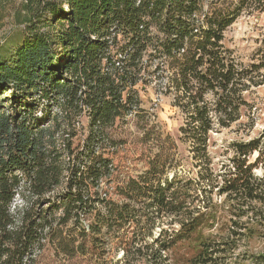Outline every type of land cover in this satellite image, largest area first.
Returning <instances> with one entry per match:
<instances>
[{
  "label": "trees",
  "instance_id": "1",
  "mask_svg": "<svg viewBox=\"0 0 264 264\" xmlns=\"http://www.w3.org/2000/svg\"><path fill=\"white\" fill-rule=\"evenodd\" d=\"M15 8L22 37L0 58V264H39L51 243L102 264L111 252L113 264H264L262 138L231 142L221 164L211 151L213 132L245 115L254 125L264 62H242L224 40L264 0ZM155 81L174 96L190 156L177 159L167 135L144 171L124 173L123 128L143 119L140 88Z\"/></svg>",
  "mask_w": 264,
  "mask_h": 264
},
{
  "label": "rangeland",
  "instance_id": "2",
  "mask_svg": "<svg viewBox=\"0 0 264 264\" xmlns=\"http://www.w3.org/2000/svg\"><path fill=\"white\" fill-rule=\"evenodd\" d=\"M5 3L0 7V58L9 56L16 43L21 40L22 28L15 20V7L20 0ZM224 43L231 48L235 55L244 63L264 62V12L245 11L225 32ZM264 73V69L262 70ZM253 94L248 98L254 103V125L248 115L234 124L230 128L213 132L211 136V151L216 163H222L232 156L230 143L237 140H250L252 138H262L261 165L255 170L258 175L264 174V84L253 88ZM142 99L141 117L130 115L123 130L122 137L125 145L116 155V163L124 173L127 171L132 175H137L147 168L148 155L154 156L159 151V139L170 135L175 143L177 159L188 157V143L180 140L179 127L182 124V115L173 106L174 96L161 88L156 81L140 88ZM4 98H0V102ZM145 118V119H144ZM146 126V128H145ZM151 129L152 140L145 142V130ZM254 154L253 159L256 157ZM173 175L172 172L169 173ZM20 199L16 201L19 203ZM88 223V220H86ZM79 243V242H77ZM112 252L106 256L108 264H113ZM121 256V253H120ZM119 256V257H120ZM98 256L77 255L68 258L61 253H57L55 243L46 246L39 256V264H102Z\"/></svg>",
  "mask_w": 264,
  "mask_h": 264
},
{
  "label": "clouds",
  "instance_id": "3",
  "mask_svg": "<svg viewBox=\"0 0 264 264\" xmlns=\"http://www.w3.org/2000/svg\"><path fill=\"white\" fill-rule=\"evenodd\" d=\"M38 115H42V113H37Z\"/></svg>",
  "mask_w": 264,
  "mask_h": 264
}]
</instances>
